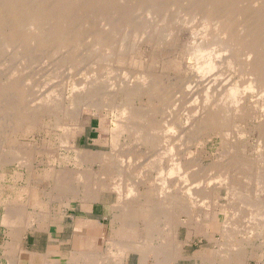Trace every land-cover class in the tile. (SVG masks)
Returning <instances> with one entry per match:
<instances>
[{
  "label": "rangeland",
  "instance_id": "obj_1",
  "mask_svg": "<svg viewBox=\"0 0 264 264\" xmlns=\"http://www.w3.org/2000/svg\"><path fill=\"white\" fill-rule=\"evenodd\" d=\"M161 1L163 4L156 8L155 12L151 14L144 13V11H140L139 14V11L136 10H139L140 7L138 8L136 6L132 15V25L129 27H119L118 31L114 34L112 41L113 46L108 49L112 55H110L111 57L108 56V58L107 49L104 47L105 45H102V43L104 44L103 41L105 40L103 39L106 36V33L104 31L105 26L99 21L100 17L91 19V23L88 24L85 19H83L82 13L72 14L70 19L66 20V23L63 26H60L64 28L66 32L59 33V30H56L55 33H45L40 35L36 31H25L22 33L14 32L9 36V39L6 40L0 38V87L7 78H11L10 75H13L14 77H12V79L19 83V86L23 90V94H19L18 97L21 106H23V104L26 105L34 100L35 103H37L40 98H44V96L47 95L61 99L67 103L64 98L71 93L72 87L87 77L89 80L97 78V81L99 80L102 84L100 85L99 83L102 89H100L101 91H99L100 93L96 97L97 101H99L98 99L100 98V101H103L106 93L103 90V87L108 80V82L111 81L112 83L117 84L126 78V80H132V77L133 80L137 79L140 77V74L157 76L159 79L163 77L165 78L164 81H166L165 85H167V89L165 88V90L168 91L166 99H163L164 101L162 102L155 101L149 105L150 107L145 106L143 108L144 111L153 110L151 111L153 112V115L155 114L153 119L155 124L154 121H152V124L157 126L167 125L168 122L170 123V120L173 122L180 120V122H182V118H188V122L185 126L182 123L177 126L179 130H181L180 132L185 133L183 139L180 141L178 139L174 140L175 142L169 141L168 143L171 144L170 146H173L175 153H183L187 161H189L188 159L194 161L193 164H191V169L194 170V173L197 169L199 171V168L201 169L203 166L201 169L202 171H197L198 173H195L198 177L202 176L200 179H203V182H206L208 178L212 180L217 176L219 178V180L218 178H215L217 181H221L220 178L224 180L223 177H227V174L222 171L223 169L220 170V167L222 164H225V161L229 159L232 161H243L242 163L245 165H243V167L242 165H239V167L235 166L231 173L237 191L235 192L236 197H232L227 190L221 189L210 193L205 192L208 195L202 194V196L195 199V201L193 200L194 204L186 201V204L188 206L190 205L191 208L187 207L186 204L184 205V208H181L183 205L178 206L183 210L188 208V214H184L183 210L178 207H175L172 210L171 208H166V206L161 208L163 205L156 200L155 189H145L143 185H137L136 183V181H138L136 180V175L139 173H150L149 175H153V172L149 171V165L152 162V157L150 158L153 153V150H151L152 148L141 145L138 141L139 137H136L138 134L136 135L132 132L129 133V135L123 134V137L121 136L118 141L119 146H117V149L112 152L113 149L111 143H113V140L111 138V129L114 128L115 124H113L114 121L111 116L112 114L107 112L108 110L96 112L95 110L85 108L82 111L80 120L78 121L79 126L76 129L72 127V122L67 118L62 117L60 119V123L64 128L69 126L66 127V129L73 131L69 136V140L76 148L105 155L103 159L104 162L95 161L93 163L90 162V164L80 165V163L73 158L72 152L68 153L60 148L58 141L60 140L61 133L57 132V130L51 131L52 128H45L46 126L52 127V122L47 124V121L41 120L40 117H37L36 121H32L33 123L29 120L28 122L25 121V124H23V122H21L22 124H15L13 123L15 121L10 124L7 122V120H10L7 108H4L2 104L4 103L2 101L4 99L1 100L0 98V161L23 158V160H21L22 162L28 159L30 164H32L30 170L29 168L26 169L27 167H18V165L13 163L7 164L5 167H0V264H14L18 252L20 253V257L17 264H76L68 262L70 261L72 254L76 252L75 249H82L83 251L81 252L86 251L85 248H76L74 245L76 243L75 238L77 235L74 226L77 220H94L97 224L94 229H86L85 227L83 236L86 237V239L90 237L99 238L93 247V249L96 250L95 254H97L98 257L103 258V261L99 262V264H103V262L110 264H264V143L262 139H260L261 137H264V112L259 111L253 106V104H255L254 102H256V96L259 94V91L256 87L253 89H256L254 92L253 90H251L252 93L249 91L250 88H252L249 87L250 80L248 79L250 76L247 75V71H244L245 67L243 66L246 61H244L245 57L243 60V55L241 56L239 53L241 51L236 49V47L229 48L230 50L227 48L226 50L224 47L223 50V46L220 45L221 39H219V37L221 38V35L218 36L217 30L213 29V27L207 24V22L204 24L205 21L201 20L203 19L202 15L200 16L198 13L195 14V6L191 4L189 6V3L185 0H176L175 5L173 6L169 4L173 0ZM195 1L198 2L197 0ZM249 1H235L234 9L237 14L239 13L237 9H239L240 12L242 10V14L240 13L238 15L244 16L245 14L246 18L251 22V26L254 23L258 25L259 22L250 19V17L255 16L254 18L252 17L255 19V10L259 8L264 9V7H258L260 2L255 3L253 0L252 2ZM186 7L187 11H185ZM248 8L250 9V13H244L249 12ZM140 10H143V8ZM90 11L96 12L93 8L90 9ZM135 11L138 14H136ZM259 14L262 13L260 12ZM139 17L140 19H137ZM193 17L195 18L193 19ZM259 21H262V19ZM39 26L44 29L46 24H39ZM47 26L50 27L51 25L47 24ZM252 27H255V25ZM263 27L262 29H264ZM1 28L0 37H3L2 35H4V32H2L3 34L1 33ZM164 29L169 30L172 34L170 33L171 37L169 36L165 39L166 44H164V39L162 40L163 44H160V47V45H156L158 44L156 42L161 41V37L165 32ZM237 29L239 28L236 27V30ZM141 31L143 32V36L141 35ZM262 33L263 31L261 30L256 35L258 36ZM216 37L218 41H216L217 39L214 40ZM201 39H204L205 41L203 40V42H201ZM192 41L194 42L193 45L191 44ZM123 42H126V44ZM210 42L212 44L215 43V45L209 44ZM195 43L196 45H194ZM202 43L204 47L202 46ZM206 43L209 45V47H206V49L209 50L208 52L210 53L214 48L213 51H216L214 54L212 51L211 54L205 51L204 48ZM117 44L127 46V48L125 47L126 50H124L126 52L122 51L123 53H121L119 47L117 48ZM210 45L213 46L211 50ZM190 46H199L200 49H203V53H207L206 55H214L213 59L216 58V65L214 72H211L212 74L209 73L207 75L206 73L205 75L202 73L203 75L198 78V75H200L201 72L196 71L201 70V65L199 66V64H202L204 60L197 59L200 63L197 60L196 62L198 64L195 63L196 57L193 59V55L191 54L192 48ZM128 47L132 49H128ZM117 49L119 50V53H117ZM130 50L131 52H129ZM219 51H222L223 53H220ZM226 51L230 56H225L224 53H226ZM234 51L238 54L235 53L234 55ZM218 53L222 55V57L218 55ZM215 55H218V57ZM231 55L232 57L236 56V59H231ZM100 56L102 57L100 58ZM239 56L242 58L237 60ZM223 57H225V59ZM64 60L66 62H64ZM222 60L224 62H221L220 64V61ZM242 60L244 62L241 63ZM105 61H107V63ZM228 61H230L232 68ZM108 63L111 67L110 70L107 68L109 67L107 66ZM224 63L227 65L224 66ZM194 64L196 65L194 66ZM196 66L197 69L195 68ZM240 66H242L241 68H243V70L240 69ZM107 70L110 71V73ZM218 70H220L219 73ZM244 72H246V74ZM220 73L221 76L219 77ZM123 75L127 76L124 77ZM214 78L215 81L214 84H212L213 89L211 87L209 91V93L212 91V94L210 93V104H214V102L219 100L220 97H226L225 94L228 93L227 90L236 85L238 93H241L238 94V97H240L239 99L244 98V101L241 100L246 103L243 104L245 110H241L239 112L240 115L237 113L234 116L235 119L231 118L234 119V121L230 119V125H233L234 123L237 127L234 125L233 127H230L229 125V130L234 129V127L235 129L233 131L230 130L231 133L229 132L228 138H225L224 135L217 137L215 136V131L211 133L209 129H201V132H199L200 134L195 133L196 135L189 134L190 132L187 133L188 131H192V125L190 127V124H193V122L196 121V118L198 119L197 116L199 115H196L195 112L202 109L201 105L203 103L202 101L205 99L204 94L206 93H204V90L206 91V88L204 87L209 84L207 83L205 85V82H207V80L208 82H213L212 80H214ZM184 82L185 84H183ZM235 83L236 85H234ZM230 84L231 86H229ZM187 85H190L189 87L193 86L194 94L191 93V96L186 94ZM243 87H246L247 89ZM245 89L247 91H245ZM58 91H61V93ZM209 93L207 94L208 97ZM249 100L252 101L253 104ZM120 102L121 100L116 101L117 104H120ZM102 103H104V101ZM248 105H250V108L251 106L254 108L252 107L249 109ZM164 110H168V114L166 111L164 112ZM169 114L171 115V118H169ZM2 115L6 118H2ZM223 117H225V115ZM44 122L46 125H44ZM13 124L16 126H13ZM141 124L142 123L140 122L136 124L134 123L137 129H143L141 128L143 126ZM139 125H141V127ZM8 127H12V129L15 127L18 128H15L16 130H14L12 132L13 134L9 137L11 138L9 144L5 140L9 134L7 133L9 130ZM260 128L262 129L261 134L259 133ZM140 133V136H147L146 133ZM190 135L193 136V138ZM168 136L169 134H166L164 137L169 140L170 138L171 140L178 138L176 136H173V138L169 136L168 138ZM135 142L137 144H134ZM42 152H46V154ZM125 160L127 162L129 161L130 167L126 168L129 164H125L121 165V167L124 168L122 169L120 167V161L126 162ZM197 163H199V165L202 164V166L199 167ZM49 164H53V167H47ZM116 165L121 169L120 175L124 178L119 177L118 172H116L118 169L116 168ZM245 166H248L247 168L249 169ZM204 169L206 172L203 173ZM48 170H51L52 173L56 175L54 176L57 178V184H55V186H49L47 179L45 178ZM62 171H67L70 174L66 183H61L62 181L59 180L63 173ZM79 172L82 175L86 174V176L90 177H86L88 179L86 183L78 179L79 177L77 174ZM58 174H60L59 177ZM124 174L126 175L124 176ZM173 177V181L171 177H169L170 180L173 183H178L177 177ZM123 179L125 181H123ZM215 179L212 181H216ZM209 185L210 186L207 184H200L201 187L199 186V189L206 187L207 191V188H212V185L213 187L215 186L212 182ZM188 186L190 188H195L193 185ZM116 187L121 189L124 196L128 195V191L131 188L133 195L127 200H121L122 198L114 190ZM50 189L54 190L53 197L55 198H52V200H48L46 197ZM134 189L136 191H133ZM82 193L94 194V202L88 203L84 207L81 202L75 198ZM134 195H144L147 200H142V202L138 200L134 203ZM131 202H133V205L128 206ZM123 205H127L130 210L132 209V212L129 217L124 219V221L119 220L117 223V221H114L113 217L115 215L118 216L117 214L119 213V216L121 215L122 211H118V209ZM171 211L174 212L172 213ZM8 216L14 219H9L11 226L7 225L9 223L3 221L4 219H7ZM13 216H15V218ZM3 222L9 227L7 228L3 225ZM29 223L30 226H28ZM41 223L43 227H37ZM146 223H148V226ZM149 224L151 227H149ZM119 225H122V227L117 229ZM170 227L172 229H170ZM101 228L105 229V234L101 235V233H103ZM17 230H21V232L19 231L21 237L16 236ZM114 232H118L117 235H114ZM12 235H14V237ZM143 236L144 238H142ZM120 241L125 242L126 244H128V242L132 243V246L133 244L137 246L140 244H146L144 245L146 246L145 250H151V253H147L149 259L146 258L142 260L138 251L127 250L125 254L126 256L124 255V258L122 259L124 261L119 263V259L115 260L112 257L120 252ZM137 242L139 243L137 244ZM153 244L156 246L155 248ZM84 255H86V253H84ZM168 256H170V258ZM109 258L114 261L109 260ZM166 259L168 260V263L165 262L167 261Z\"/></svg>",
  "mask_w": 264,
  "mask_h": 264
},
{
  "label": "bare ground",
  "instance_id": "obj_2",
  "mask_svg": "<svg viewBox=\"0 0 264 264\" xmlns=\"http://www.w3.org/2000/svg\"><path fill=\"white\" fill-rule=\"evenodd\" d=\"M185 1H187L189 3V6H190V4L193 5V6H195V8H194L195 11L194 12H195V14L198 13L200 16L202 15V18L203 19H201V20H204L205 21L204 24H206V22H207V24H209L210 26H212L213 29H216L217 30V32H218L217 35L218 36L221 35V38L219 37V39H221V44L219 42L218 43L223 46V48H222L223 50H224V47H225V49L226 48L229 49V48L236 47V49H238V50L241 51L239 53L241 54V56L243 55V60H244V57H245V60L244 61H246V63H244L245 65L244 66L242 65V66L245 67L244 68L245 69L244 71H247V75L250 76V78L248 77L249 79L248 78L247 79L250 80L249 87H252V88H250V90L249 89L248 90L251 92V90H253L254 87H256L258 89V91H259L258 92L259 94H257V96H256V100H255L256 102H254L256 105L253 104L252 101H250V100L249 101L253 104V106H255L256 109H258L259 111L264 112V34H263L264 33V29H262V27L264 25V9H262V8H259V9H256V10L254 9L255 10L256 18L253 19L255 16L254 17L252 16L253 18L250 17V19L255 20V21H258L259 23H258V25L256 23H254L252 26L255 25V27H252L251 26V22L246 18L245 14H244V16L238 15V14H240L242 12L241 9H240L241 12L239 11V9H237L238 12H239L238 14L235 11V9H234V3L237 0H200L201 2L199 0H197L198 2H196L195 0L194 1H192V0H185ZM241 1H244V0H241ZM250 1L252 2V0H250ZM253 1L255 3H257V2L259 3L260 2V5L258 7H261V6L264 7V0H253ZM175 2H176V0H173L169 4H171L173 6V5H175ZM243 3H242V5H243ZM162 4L163 3H162L161 0H42V1L40 0V2H39V0H0V20H1L0 23H1V27H2V28L1 27L0 28L2 29L1 33L4 32V35H2L3 37H0V38L5 39V40L6 39H9V36L12 35L14 32H16V33H22V32H25V31L26 32L27 31H36L40 35H43L45 33H48V34L55 33L56 30H59V33L66 32V30L64 28L60 27V26H63L66 23V20H69L70 19V16L72 14H76V13L77 14H80V13H82L83 19H85V21L88 24L91 23L90 22L91 19H94L96 17H98V18L100 17L99 21H101L103 23V25L105 26L104 27L105 28L104 31L106 33V36L103 39L105 41H103L104 44L102 43V45H105L104 47H106V49H107V58H108V56L111 57L110 55H112L111 52H109L108 49L113 46L112 41H113L114 34L118 31V28L119 27H122V26L129 27V26L132 25V23H133L132 15H133V11L135 10L136 6L138 8L140 7V9L143 8V10H140V9L139 10H136V11H139L138 12L139 14H140V11H144V13L151 14V13L155 12V9L158 8L159 6H161ZM167 4H168V2H167ZM189 6H187V7H189ZM187 7H186V10L185 11H187ZM92 8H93V10L95 9L96 12L90 11V9H92ZM237 8H240V7H237ZM251 9H252V7H251ZM245 11H246V9H245ZM248 11L249 12H244V13H250V9ZM251 11H253V10H251ZM260 12L262 14H259ZM94 13H96V14H94ZM138 13L136 12V14H138ZM185 13H187V12H185ZM191 13H193V12H191ZM192 16H191V18H192ZM200 16H198V17H200ZM250 16H251V14H250ZM195 17H193V19ZM137 19H140V17L137 18ZM260 19H262V21H259ZM137 21H139V20H137ZM39 24H44V25L46 24V26H45L44 29H42V28H40ZM47 24L48 25H51V26L48 27ZM236 27H238L239 29L236 30ZM261 30L263 31V33H262L263 35L260 34L261 36L260 35L257 36L256 34L258 32H260ZM93 33L95 34L94 31H93ZM170 33L171 32L169 30H165V32L163 33L162 37L160 36L162 38L161 41L158 40L159 42H156V43H158L156 45L163 44L162 43V40L163 39H164V44H166L165 43V41H166L165 39L170 36ZM134 34H133V36H134ZM141 35L143 36V32H142ZM144 35H145V33H144ZM215 39H217V37L214 38V40ZM203 40L201 42H203ZM214 40H211V41H214ZM216 41H218V39ZM123 43L126 44V42H123ZM193 43L194 42L192 41L191 44L193 45ZM196 43L194 45H196ZM207 43H206V46H205L204 49H205V51L208 52L209 50H207L206 47L207 46L209 47V45ZM218 43H216V44H218ZM75 44H77V43H75ZM130 44H131V42H130ZM132 44H134V43H132ZM209 44L215 45V43L212 44L211 42ZM66 45H68V44H66ZM119 45L117 46V48L119 47V50H121L120 52L123 53L122 51L126 50L125 47L127 48V46H123V45H120L119 46ZM202 46L204 47L203 43H202ZM217 46H219V45H217ZM101 47H103V46H101ZM157 47H159V46H157ZM160 47H161V45H160ZM200 47H201V45H200ZM212 47L213 46H211L210 50L212 49ZM191 48H192V50H191ZM191 48H190V50H191V54L193 55V59H195L194 57H196L195 63H197L196 62L197 59H203L204 60L202 64H199V66L201 65L200 66V69L201 70L199 69L200 71H196V72H201V74L198 75L199 77L198 76L197 77L200 78V76L203 75V74L206 75V73H207V75H208L209 73L214 72V68H215V65H216V63H215V59L216 58L213 59L214 55L213 56L206 55L207 53L206 52L203 53V51H202L203 49H200L199 46H193ZM128 49H132V48H129L128 47ZM213 49L211 51L214 54L216 51L214 52ZM236 49H235V51H236ZM119 50L117 49V53H119L118 52ZM211 51H210V53L209 52L208 53L211 54ZM235 51H234V55H235V53H237ZM124 52H126V51H124ZM129 52H131V50ZM229 52H231V51H229ZM99 53H101V52H99ZM224 54H225V56L226 55L227 56L228 55L230 56V54H227V51ZM224 54H223V56H224ZM218 55H220V54L218 53ZM218 55H215V56L218 57ZM220 56L222 57V55H220ZM220 56H219V58L221 59ZM241 56H239V58L237 60H240V58H242ZM101 57L102 56H100V58ZM98 58H99V56H98ZM223 58L225 59V57H223ZM233 58L236 59V56L235 57H232V55H231V59H233ZM92 59H93V57H92ZM104 59H105V57H104ZM226 59H227V57H226ZM243 60L241 61V63L244 62ZM61 61H63V60H61ZM197 61H199V60H197ZM218 61H217V63L219 64ZM64 62H66V61L64 60ZM105 62L107 63V61H105ZM221 62L223 63L224 61L223 60L220 61V64H221ZM228 62H229V65L231 67L230 61H228ZM109 63H108L107 66H109ZM199 63H200V61H199ZM195 65L196 64H194V66ZM226 65L227 64H225L224 66H226ZM242 66H240V69L243 70V68H241ZM220 67H222V66H220ZM107 68L109 70L111 69L110 66L107 67ZM195 68L197 69V66ZM233 70H234V68H233ZM219 71L220 70H218V73H219ZM229 71H230V69H229ZM108 72L110 73V71H108ZM215 73H217V72H215ZM244 73L246 74V72H244ZM213 75H215V74H213ZM10 76H11V78L10 77L7 78L6 81L0 87V98H1V100L4 99V100H2L4 102L2 104H3L4 108H7L8 116H10V120L9 121L7 120V122L11 124L13 121H15V122H13L15 124L16 123H21V122H23V124H25L24 123L25 121L26 122H28L29 120H30V122H32L33 120L36 121L37 120V117H40L41 120L47 121V124H49V123L52 122V125H53L52 127H50V126L47 127L46 126L45 128H47V129L52 128L51 131L52 130H57V132H60L61 133L60 134L61 137L59 138L60 140L58 141L60 148H62V150H65L68 153L69 152H72L73 153V158L76 161H78L80 163V165H82V164H90V162L93 163L95 161H97V162L98 161L104 162L103 159H104L105 155L102 154V153H98V152H93V151H89V150H81V149L76 148L72 144V142L69 140V136L72 134L73 131H71L69 129H66V127H69V126H66L65 125L66 127L64 128L62 126V124L60 123V119L62 117L63 118H67L68 120H70L72 122V124H71L72 127L76 129L79 126V122L78 121L80 120V116L82 114V111L85 108L86 109H90V110L91 109L92 110H95L96 112H99V111H102V110H108L107 112H110L112 114L111 116H112V119L114 121L113 124H115L114 125V128L111 129L112 130V135H111L112 137L111 138L113 140V143H111L112 144V149H113L112 152H114L117 149V146H119L118 145L119 144L118 141H119L120 137L123 134L129 135V133H132V132H134L136 135L138 134V136H136V135L135 136L137 138L139 137V140L138 141L141 143V145H144V147L146 146V147L152 148L151 150H153V153L150 156V158L152 157V162L149 165V169L150 170L149 169L148 170L151 171V172H153L152 174L154 176L153 175H149L150 173H148V174L139 173V174L136 175L137 176L136 177V180H138V181H136V183H137V185H143L145 187V189H152V188L155 189V191H156V200L163 205V206H161V208L164 207V206H166V208H171V210H172L173 208L178 207L180 205H183V207H181V208H184V205L186 204V201L189 202V203H191V204H194L195 199H197L198 197L202 196V194L204 195L206 193L214 192L216 190H221V189L227 190L232 197L235 196V192H237V191L235 189L236 188L235 187V182L233 181V178L231 176V173H232L233 168L235 166L239 167V165L240 166L242 165V167H243V165H245L244 163H242L243 161H241V160H233L232 161L231 159L227 158L229 160L226 159L227 161H225V162L223 161L225 163L224 165L222 164L221 167L218 166V167L221 168L220 170L223 169L222 171L226 172L227 177L224 176L223 177L224 180H222L220 178L221 181H217V179H215V178H218V176L216 175L217 177H215V178L212 179V180L215 179L216 181H212L210 178H208V180L206 182H203L202 181L203 179H200V177H202V176L198 177L197 174H195L198 171V169L195 171V173H194V170L191 169V166H192L191 164H193L194 161L193 160H190V159H188L189 161H187V159H186V157L184 156L183 153H175L174 152V149H173V146H170L171 144L168 143L169 141L171 142V141H174V140H177V139L180 141L181 139H183V135L185 133L180 132L181 130H179V128L177 126L179 124H181V123L185 126L187 124V122H188L187 121L188 118L187 119H186V117L185 118H182V122H180V120H178V121L176 120L174 122L170 120V123L168 122L169 124L167 123V125H159V126H157V125H154L155 124V121L153 119H154L155 114L153 115V112H152L153 110L151 109L152 111L151 110L144 111L143 108L145 106L150 107L149 105H151L153 102H155V101L162 102V101H164L163 99H166L167 94H168V91L165 90V88L167 89V85H165L166 84L165 83L166 81H164L165 78L161 77V79H159L157 76H153V75H149V74H147V75H141L140 74V77L139 78L136 77L137 79H134L133 80V77H132V80H130V79L126 80L127 79L126 78V79H124L123 81H121V82H119L117 84L112 83L111 81L108 82L109 81L108 80L107 82H105V86H104V83H103V86H104L103 87V90L106 92L105 95H104V98H103V101L105 103L104 104V103H102L103 101H100L101 98L98 99L100 101V103H99V101L96 100V97L100 93L99 91H101L100 89H102L100 87V85H102V84L99 82V80L97 81V78L96 79H93L92 78L91 80H89L88 77L86 76L87 78H84L85 80L83 79V80L79 81L77 84L74 83L75 85L72 87L71 93H69L68 96L66 95L67 97L64 98V100H66L67 103L65 101H62L61 99H57L55 97H50V96L47 95V96H44V98L43 97L40 98L37 101V103H35V100H34L33 102L31 101V103H28L26 105L23 104V106H21V103L19 102L18 97H19V94L20 95L23 94L22 93L23 90L19 86V83H17L16 81H14L12 79V77H14V76L13 75H10ZM109 76H111V75H109ZM125 76H127V75H125ZM220 76H221V73H220L219 77ZM215 78H214V80H212L213 82H211V81L208 82V80H207V82H205V85L207 83H209V84H207L204 87V88H206V91L204 90V93L205 92L206 93L205 94L203 93L204 96H205V99L203 98L204 100L202 101L203 102L202 105H201L202 106V109H200L199 111H196L195 112V114L196 115H199V116H197L198 119L195 117L196 118L195 119L196 121L193 122V124H190V127L192 125V131H188L187 133L190 132L189 134L199 133V132H201L200 131L201 129L202 130L203 129H209L211 131V133H213L215 131V133H216L215 136H217V137L218 136H221V135L222 136L224 135L225 138L226 137L228 138L229 137L230 130L233 131L235 129V127H237V125L235 126L234 123H233V125L235 126L234 129H230V130L228 129V127L230 125V123H229L230 119L231 118H234V116L237 113H239L241 110L242 111L245 110V108H243L244 107L243 104H246V103L243 102L244 101L243 100L244 98L243 99L241 98L243 101L241 99H239L240 97H238V94H241V93L240 92L238 93V89H236V86H237L236 83L234 84V85H236L235 87H232V88L230 87L227 90L228 93L225 94L226 97L225 96L224 97H220L219 96L220 97V98L218 97L219 100H217L216 102L213 101L214 104H210V101H211V99H210V93L212 94V91L210 93H209V91H210V89L212 87V84H214ZM99 79H103V78H99ZM115 80H116V78H115ZM220 80H221V78H220ZM248 80H247V82H248ZM203 81H204V79H203ZM99 83H100V85H99ZM183 84H185V82ZM202 84H204V83H202ZM189 86L190 85H187V88L185 86V88L187 90V93L186 94L188 96H191V93L194 92V89L192 88L193 86L192 87H189ZM229 86H231V84ZM226 87H225V89H226ZM243 88H246V87H243ZM212 89H213V87H212ZM246 89H245V91H247ZM255 90H253V92ZM197 91H199V90H197ZM227 91H225V92H227ZM58 92L61 93V91H58ZM220 92H222V91H220ZM208 93H209V97L207 95ZM242 95H243V93H242ZM60 98H62V97H60ZM245 99H247V98H245ZM252 99H254V98H252ZM117 100H121L120 104H117L116 103ZM168 100H170V99H168ZM249 106L250 105H248V107ZM253 106H251V108ZM251 108L249 107V109H251ZM145 109H147V108H145ZM197 109H198V107H197ZM165 111L166 110H164V112ZM167 111H166V113H167ZM164 112H162V113H164ZM224 115H225V117H223ZM239 115H240V113H239ZM4 117L5 116L2 115V118H4ZM169 118H171V115H170ZM223 118H225V119H223ZM234 119H231V120L234 121ZM2 120H4V119H2ZM152 121H154V124H152L153 123ZM30 122H29V124H30ZM139 122L142 123L141 125H143L142 127H141V125H139V126L141 128H143V129L145 128L144 130L143 129H139V128L137 129L136 128V125H134V123L136 124V123H139ZM190 123H192V122H190ZM33 125H31V126H33ZM44 125H46L45 122H44ZM233 125H230V127L231 126L233 127ZM13 126H16V125L13 124ZM15 128H17V127H15ZM15 128L12 129V127H8L9 130L7 131V133H9V134H8V136L5 139L8 142V144L11 141V138H9V137L11 136V134H13L12 132L14 130H16ZM209 130H207V131H209ZM236 131H237V129H236ZM140 132L146 133L147 136H144V135L143 136H140L139 135ZM142 133H140V134H142ZM237 133H240V132H237ZM259 133L260 134L262 133V129L261 128H260V132ZM166 134H169V136L172 137V138H173V136H176L178 138H176V139L174 138L172 140L170 138V140H169L166 137H164ZM212 135H214V134H212ZM169 136H168V138H169ZM191 137L193 138V136H191ZM137 138H135V139H137ZM260 139H262V141L264 143V137H261ZM134 144H137V143L135 142ZM260 146H261V144H260ZM136 147H137V145H136ZM148 150H149V148H148ZM42 153L46 154V152H42ZM187 153H192V152H187ZM110 155L113 156L112 154H110ZM190 155H188V156H190ZM16 158H18V157H16ZM113 159H114V157H113ZM21 160H23V158H21V159L19 158V159H15V160L14 159L13 160H2V161H0V167H5L7 164L13 163V164L18 165V167H25V168L27 167L26 169L29 168V170H30V167L32 166V164H30V161L27 159V160H25V161L22 162ZM223 160H224V158H223ZM110 161H111V159H110ZM120 162H121L120 167H121V165L129 164V161L128 162L127 161L126 162L120 161ZM260 162H262V161H260ZM260 164H262V163H260ZM52 165L53 164H51V165L49 164V165H47V167H53ZM197 165H199V163H197ZM197 165H195V166H197ZM200 166H202V164L199 165V167ZM118 167L116 165V168H118ZM128 167H130V164L126 168H128ZM214 167H217V166H214ZM114 168H115V166H114ZM202 168H203V166H202ZM122 169H124V168H122ZM201 169L199 168V171H202ZM247 169H249V168H247ZM120 171H121V169L118 168L116 172H118V175L121 178L123 176L120 175ZM128 171H129V169H128ZM47 172L48 173L46 174V177L45 178L47 179V182H48L49 186H52V185L55 186V184H57L56 183L57 178H55L54 176H56V175L53 174L51 170L50 171L48 170ZM204 172H206L205 169H204L203 173ZM83 173H85V172H83ZM137 173H138V171H137ZM78 174H77V176L79 177L78 179L79 180H82V182L84 181L86 183L87 180H88L87 178L89 176H86V174H83L82 175L80 172ZM69 175H70L69 172H67V171L63 172L61 174V177H60L61 179L59 178V180L62 181L61 183H66V181L69 178ZM125 175L126 174H124V176ZM59 176H60V174H58V177ZM173 176H176L177 177L178 183H173L172 182L173 181V178H174ZM169 177H171V178L173 177L172 178V181L170 180ZM134 178H135V176H134ZM15 179H17V178H15ZM85 179H86V181H85ZM218 180H219V178H218ZM123 181H125V180L123 179ZM211 182H212V184L215 185L214 187L212 185V188H210V187L207 188V191H206V187L203 188V189H199L200 184H202V185L203 184H207L208 186H210L209 184H211ZM188 185H193L195 188H190ZM57 187H58V185H57ZM131 187H132V184H131ZM135 189L133 191H136ZM114 190L122 198L121 200H127L128 198H130V196L133 195L132 194L133 192H132L131 188L128 191V195H125V196H124V194L122 193V191H121V189L119 187H116ZM53 191L54 190H51L50 189L49 193H47L46 197H47L48 200L49 199L52 200V198L53 199L55 198V197H53ZM59 191H62V190H59ZM206 195H208V194H206ZM133 197L135 198L134 201H133L134 203L137 202L138 200L142 202V200H145L146 199L144 195H141V196L134 195ZM133 197H132V199H133ZM75 198L78 199L79 201H81L83 203L82 205H84L86 202H92V201L95 200L94 194L92 195L91 193H82L80 196H76ZM213 198H214V196H213ZM191 200L192 201L194 200V201L192 202ZM133 202H131L128 206L133 205ZM139 204H140V202H139ZM136 205H138V204H136ZM128 206L127 205L126 206L123 205V206H120V207L118 206L120 208V209H118V211L121 210L122 213H121L120 216H119V214H120L119 213V214H117L118 216L115 215L113 217L115 222L117 221V223H118L119 220L124 221V219H126L127 217H129V215H131L130 213L132 212L131 211L132 209L130 210V208ZM187 207H190L191 208L190 205L189 206L187 205ZM181 208H179V209H181ZM187 209L188 208H185V210H183V209H181V210H183V213L184 214H188L189 211ZM169 211H170V209H169ZM150 213H151V211H150ZM137 216H142V215H137ZM153 216H155V215H153ZM212 216H214V215H212ZM28 218H30V217H28ZM208 218H209V216H208ZM9 219H13V218H11V217L8 216V218L7 219H4L3 221H5L6 223H9L10 222ZM171 220H173V219H171ZM5 222H3V225L6 226ZM31 222H32V220H31ZM180 222H183V221H180ZM17 223H18V221H17ZM146 224L148 226V223H146ZM7 225L11 226L10 223L7 224ZM17 226H18V224H17ZM28 226H30V223H29ZM119 227H122V225H119L117 229H119ZM144 227H146V226H144ZM149 227H151L150 224H149ZM145 229H147V228H145ZM170 229H172V228L170 227ZM22 230H23V228H22ZM129 230H130V228H129ZM19 231L21 232V230H17L16 231V236L17 237H21V235H20L21 233ZM117 233L114 232L113 234L114 235L115 234L117 235ZM143 233H142V235H143ZM148 235H149V233H148ZM12 236L14 237V235H12ZM127 236H125V237H127ZM142 238H144V236ZM148 238H150V237H148ZM14 239H16V238H14ZM87 240L89 241V239H87ZM172 241H173V239H172ZM120 242L123 243V244H121ZM120 242H119L120 243V246L119 247H121L120 252L119 253L117 252L118 254H116V255H114V257H112L115 260H118L119 259L118 260L119 263H121L123 261L122 259L124 258V255L126 254L127 250L138 251L140 253V255H141L140 257H141L142 260L143 259H146V258L149 259L147 253H151V250L150 249H149L150 251L149 250L148 251L145 250L146 246H144V245H146V244H144V245H141L140 244L139 246L133 244V246H132V243H129L128 242V244H126L125 242H122V241H120ZM138 243L139 242H137V244ZM16 244H15V246H16ZM149 244H151V243H149ZM170 245H171V242H170ZM86 246H88V245H86ZM155 247L156 246L154 245V248ZM157 247H160V246H157ZM152 255H153V252H152ZM76 256H77V258H75ZM76 256L73 258L74 260L75 259H78L79 260L81 258V257L78 258L79 255H76ZM163 257H165V256H163ZM168 257L170 258V256H168ZM155 258H157V257H155ZM83 259H84V257H83ZM86 260H87V257H86ZM109 260H113V259H110L109 258ZM115 262H117V261H115ZM165 262L168 263V260L165 261ZM158 263H159V261H158Z\"/></svg>",
  "mask_w": 264,
  "mask_h": 264
},
{
  "label": "crops",
  "instance_id": "obj_3",
  "mask_svg": "<svg viewBox=\"0 0 264 264\" xmlns=\"http://www.w3.org/2000/svg\"><path fill=\"white\" fill-rule=\"evenodd\" d=\"M76 200H78V199H76ZM79 201V200H78ZM79 202H81V201H79ZM92 202H94V201H92ZM92 202H86L84 205H86V204H88V203H92ZM81 204H83L82 202H81ZM83 205V206H84ZM85 207V206H84ZM14 218H15V216H13ZM38 224V223H37ZM99 224H100V222H99ZM97 224L95 223V221L93 220V221H82V220H77L76 221V223H75V226H74V229H76V232H77V234L78 235H76V238H75V247L76 248H80V247H83V248H85L86 249V251H84V252H81V251H83L82 249H79V250H77V249H75V253L74 254H72V257H71V259H70V261H68V262H73V263H76V264H98L99 262H102L103 261V258H101V257H98L97 256V254H95V252H96V250L95 249H93V247H94V244H95V242L97 241V240H99V238H95V237H90V238H88L89 239V241L86 239V237H84L83 236V233H84V230H85V227H86V229L87 228H90V229H94L95 228V226H96ZM41 227L42 226V223L40 224V225H38L37 227ZM43 227V226H42ZM47 227H49V226H47ZM81 227V228H80ZM101 231L103 232V233H101V235L102 234H105V229L104 228H101ZM79 240V241H78ZM86 245H88V246H86ZM88 249V250H87ZM91 250V251H90ZM89 251V252H88ZM93 251V252H92ZM77 253V254H76ZM80 253V254H79ZM84 253H86V255H84ZM18 255H17V257L15 258V262H14V264H17V261L19 260V257H20V253L18 252L17 253ZM74 255V256H73ZM76 255H79L78 256V258H80L79 260L78 259H73ZM83 255V256H82ZM87 257V260L89 261H87L86 260V257ZM92 256V257H91ZM95 256V257H94ZM48 257V256H47ZM83 257H84V259H83ZM89 257V258H88ZM94 257V258H93ZM75 258H77V256L75 257ZM97 259V260H96ZM86 260V261H85ZM95 261V262H94ZM124 261V260H123ZM48 263H50V262H48ZM64 264H69V263H64ZM103 264H109V263H105V262H103Z\"/></svg>",
  "mask_w": 264,
  "mask_h": 264
}]
</instances>
